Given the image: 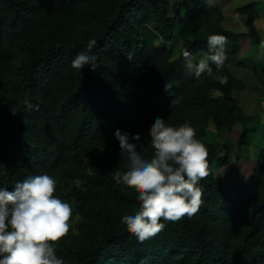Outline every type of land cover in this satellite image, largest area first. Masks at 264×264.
<instances>
[{
	"label": "trees",
	"instance_id": "1",
	"mask_svg": "<svg viewBox=\"0 0 264 264\" xmlns=\"http://www.w3.org/2000/svg\"><path fill=\"white\" fill-rule=\"evenodd\" d=\"M225 19L210 0H0V184L12 190L27 174L56 176L54 195L73 209L69 230L53 242L65 264H264V122L235 94L245 88L241 70L264 73V62L242 57L246 34ZM213 32L227 37L225 63L212 65L225 84L193 76L180 54L189 49L195 62ZM93 37L96 68L74 69L71 59ZM176 39L178 51L168 46ZM156 115L190 121L207 147L208 174L199 210L141 242L121 219L140 200L113 176L127 166L113 131L139 129L129 138L150 156ZM210 121L225 153L207 139ZM237 125L233 142L226 133ZM252 151L257 169L247 180L216 176V166Z\"/></svg>",
	"mask_w": 264,
	"mask_h": 264
},
{
	"label": "clouds",
	"instance_id": "2",
	"mask_svg": "<svg viewBox=\"0 0 264 264\" xmlns=\"http://www.w3.org/2000/svg\"><path fill=\"white\" fill-rule=\"evenodd\" d=\"M226 41L223 33L209 34L208 53L195 62L190 50L183 48L185 67L193 76L204 73L227 83L228 76L215 74L212 67L225 63ZM96 44V38H89L84 50L71 59V66L95 69L98 57L92 49ZM149 132L150 156L140 150L136 139L129 138L141 137L139 129L113 131L119 155L127 162L126 167L116 166L113 176L117 182L134 185L140 200L138 208L122 212L121 219L141 242L162 230L165 221L191 217L199 210L203 194L199 181L208 174L207 147L190 121L173 125L156 115ZM57 182L50 172L40 171L17 180L12 190L0 184V264H65L52 242L69 230L73 209L67 200L54 195ZM74 184L80 187L82 181L76 178Z\"/></svg>",
	"mask_w": 264,
	"mask_h": 264
},
{
	"label": "rangeland",
	"instance_id": "3",
	"mask_svg": "<svg viewBox=\"0 0 264 264\" xmlns=\"http://www.w3.org/2000/svg\"><path fill=\"white\" fill-rule=\"evenodd\" d=\"M223 6L226 14L224 24L235 30L244 32L246 35L242 40V57L248 59L255 58L264 62V0H210ZM255 3L258 12L248 13L240 11V7ZM160 45H166L161 41ZM172 49L178 51L181 41L175 40V43L169 44ZM206 54L199 52L196 61ZM185 66V61L183 63ZM240 76L245 82V88L236 91V96L245 107L246 111L252 115L261 118V124L264 122V73L261 70L256 72L253 67H247L241 70ZM242 132V126L237 125L232 132H227L226 137L236 142ZM207 139L225 153L224 139L218 131L213 121L208 125ZM257 169V161L254 151L246 154L239 160H233L225 165L215 167L216 176L228 181H245L248 177L255 173ZM53 243V242H52Z\"/></svg>",
	"mask_w": 264,
	"mask_h": 264
}]
</instances>
